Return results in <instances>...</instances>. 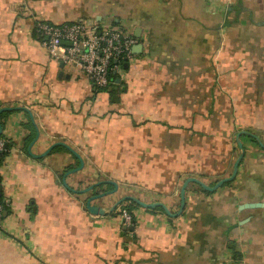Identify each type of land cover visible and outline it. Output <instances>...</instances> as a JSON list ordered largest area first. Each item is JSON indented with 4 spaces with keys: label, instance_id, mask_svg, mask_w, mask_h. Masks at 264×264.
<instances>
[{
    "label": "crops",
    "instance_id": "1",
    "mask_svg": "<svg viewBox=\"0 0 264 264\" xmlns=\"http://www.w3.org/2000/svg\"><path fill=\"white\" fill-rule=\"evenodd\" d=\"M110 24L132 34L118 101L48 54L39 21ZM141 46H137V45ZM0 264H264V0H0ZM28 108L32 116L24 109ZM65 141L85 159L62 145ZM64 177L67 185L64 182ZM100 180L162 207H86ZM103 184L94 189H113ZM132 201V200H129ZM134 202V201H132ZM135 203V202H134ZM127 226V227H125ZM131 226L134 228L131 229Z\"/></svg>",
    "mask_w": 264,
    "mask_h": 264
},
{
    "label": "built area",
    "instance_id": "2",
    "mask_svg": "<svg viewBox=\"0 0 264 264\" xmlns=\"http://www.w3.org/2000/svg\"><path fill=\"white\" fill-rule=\"evenodd\" d=\"M35 30L50 57L73 65L85 73L95 88H105L111 82V72L131 56L137 39L127 31L110 24H88L83 20L71 24L39 21ZM4 142L0 141V151ZM4 205L0 202V223ZM126 225L134 223L132 213L122 208Z\"/></svg>",
    "mask_w": 264,
    "mask_h": 264
},
{
    "label": "water",
    "instance_id": "3",
    "mask_svg": "<svg viewBox=\"0 0 264 264\" xmlns=\"http://www.w3.org/2000/svg\"><path fill=\"white\" fill-rule=\"evenodd\" d=\"M137 46H141V45L139 44ZM13 109H14L13 107H5V108H2L0 110V113L2 111H4V110H13ZM22 109L26 110L32 116V114H31V112H30V110L28 108H22ZM2 131H3L2 130V124H1V121H0V135L2 134ZM242 134H248V135L252 136L254 139H256L259 142V144L261 146H264L263 143L261 142L259 136H257L253 132H251L249 130L240 131L238 133V135H237V141H238V144H239L241 152H240V155L238 156V158L236 159V161L234 163L232 173L229 176H226V177L218 180L213 186L207 184L205 181H203L202 179H200L197 176H189V177H187L185 179L183 185H182V188H181V209L185 205L186 188H187V186L190 183H196V184L200 185L203 189H205L207 191H215L220 186H222L224 183L230 182L236 177L240 161L242 160V158H243V156L245 154V149H244L243 143H242V141L240 139ZM38 137H39V133H37V137L34 139V141L32 142V144L29 147V152H30L31 155H33L35 157H42V156L47 155L49 153V151L54 146L62 145L64 147H67L73 153V155H75L80 161V165L75 167V168H73V169H70V171L66 172L65 176H67L69 173L70 174L71 173H75V172L83 169V167L85 165L84 157L79 152H77L71 145H68L67 143H65V141L55 142L45 152H43L41 154H34L31 151V147L34 144V142L38 139ZM6 146H8V144H6ZM64 182L67 185L65 177H64ZM103 184H112L114 186V188L113 189H106V190H103L101 192H97L96 190L94 191V189L96 187H98L100 185H103ZM118 189H119V186H118L117 182H115L113 180H100V181H97L96 183H93V184L89 185L88 187H86V188H84L82 190H75V191L79 192V193H87V192H91L92 191L93 194L88 196L87 199H86V207H87L88 211L90 213L94 214V215H106V214H109V213L113 212L119 205H121L122 203L126 202L127 200H132L135 203H137L138 205H140L142 207H145V208L162 207L169 215H174V213L171 212L169 207L165 203H163L161 201L148 203V202H145V201L139 199L138 197L132 196V195H124V196L120 197L109 208H106V207H104V206H102L100 204L94 203V201L97 200V199L105 198V197H108V196L116 193L118 191ZM246 206L247 207H264V203H248ZM125 227H127V226H125ZM133 228L134 227L131 226V229H133Z\"/></svg>",
    "mask_w": 264,
    "mask_h": 264
},
{
    "label": "trees",
    "instance_id": "4",
    "mask_svg": "<svg viewBox=\"0 0 264 264\" xmlns=\"http://www.w3.org/2000/svg\"><path fill=\"white\" fill-rule=\"evenodd\" d=\"M115 72L116 71H112L111 72V82L109 83V85L105 88H97L98 90H103V91H106L110 94V97H111V101L115 102V101H118L119 97H117V93H118V89L116 88L118 86V84L116 83V77H115ZM6 144H8V146H6ZM11 143H9V141H5V145H4V148L0 151V166L3 164L5 158L7 157L10 149H11ZM0 202L3 203L4 205V210L6 211L8 209V202H7V199H5L4 195L1 194L0 196ZM134 206H137L136 203L132 202V201H129L127 200L126 202L122 203L120 205V207L122 208H126L128 209L134 219H135V216H134V213H133V207Z\"/></svg>",
    "mask_w": 264,
    "mask_h": 264
},
{
    "label": "flooded vegetation",
    "instance_id": "5",
    "mask_svg": "<svg viewBox=\"0 0 264 264\" xmlns=\"http://www.w3.org/2000/svg\"><path fill=\"white\" fill-rule=\"evenodd\" d=\"M118 207H120V205Z\"/></svg>",
    "mask_w": 264,
    "mask_h": 264
},
{
    "label": "rangeland",
    "instance_id": "6",
    "mask_svg": "<svg viewBox=\"0 0 264 264\" xmlns=\"http://www.w3.org/2000/svg\"><path fill=\"white\" fill-rule=\"evenodd\" d=\"M114 203V202H113ZM120 210H121V208H120Z\"/></svg>",
    "mask_w": 264,
    "mask_h": 264
}]
</instances>
